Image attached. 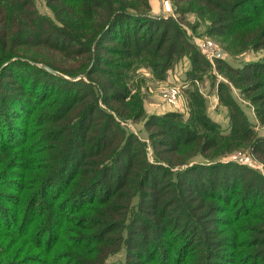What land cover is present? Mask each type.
<instances>
[{
	"label": "rangeland",
	"instance_id": "1",
	"mask_svg": "<svg viewBox=\"0 0 264 264\" xmlns=\"http://www.w3.org/2000/svg\"><path fill=\"white\" fill-rule=\"evenodd\" d=\"M62 1L35 2L37 10L51 17L53 24L60 28V46L52 47L50 44L30 46L24 51L19 49L17 57L13 58L19 61H10L0 68V138L9 136L13 139L10 141L24 142L26 130L30 134L42 112L39 107L43 96L59 93L62 97L68 93L70 98H76L87 94V104H92L97 98L98 105L106 110L105 113L98 109L86 122L87 129L90 126L89 136L97 140L107 131L105 124L109 114L118 122L109 126L112 129L110 137H116L121 143L124 136H134L133 144L125 147L119 165L110 171L108 177H104L102 185L112 184L115 187L130 163L134 164L131 169L133 172L136 170L135 174L147 176V164L152 163L171 171L158 174L157 167L156 173L151 175V185L143 191V203L153 205L158 200L171 203L180 199V190L171 185L169 177L174 176L176 171L184 170L188 171L182 178L192 183L194 190L211 192L210 195L218 198H228L237 192L233 202L242 205H245L242 201L245 198L250 204L253 201L264 203V147L260 142L264 141V124L257 114L258 109H264V99L252 100V97L264 95V63L260 62H264V0H119L118 10L139 9L144 16L140 19H147L145 16L150 14L158 22L160 28L154 36L153 49L164 33L167 34V42L158 58L164 63L171 55L170 63L163 68L164 73L154 68L155 59L147 52L151 34L138 31L143 24L136 21L119 23L117 41H104L97 48L98 37L93 41L94 32L90 24L95 21V13L101 7L93 6L94 11H90L86 4L72 5ZM107 1L98 0V3L106 7ZM129 2L131 4L127 5ZM146 2L150 4L149 10L145 7ZM132 5L136 6L130 8ZM57 40L55 35L52 41L56 43ZM129 40L133 44L131 52L123 45ZM34 58L40 62L37 67L44 61L56 65L63 70L56 71L68 81L82 77L86 83L96 86L95 94L92 85L73 84L71 81L64 83L43 76L28 66L27 62L36 64ZM253 65L254 68H244ZM91 71H94L92 75L87 74ZM161 75L166 78L162 79ZM220 83L229 86L233 98L244 112L243 118L253 129L249 142H231L201 124L189 122L190 100L185 89L197 91L204 97V113L217 124L218 133L227 136L231 121L229 109L219 99ZM41 85L44 89L40 90ZM105 93L111 98L109 103L103 98ZM122 95L127 96L122 98ZM81 107V110L86 108L84 105ZM12 112H15L14 117H10ZM172 112L177 113L178 119L165 117V113ZM38 128L43 130L42 126ZM38 128L35 127V130ZM184 129L189 131V135L191 131H197L201 138L184 144L188 138L182 134ZM211 139L216 140V147L210 146ZM252 141L256 142L255 145ZM81 148L80 154L73 158L74 162L66 170L69 175L78 169L77 164L82 161ZM139 160L143 163L137 166ZM66 181L69 180L64 177L63 182ZM59 184H55L53 190ZM96 191V196L100 197L104 189L97 187ZM8 210H11L9 206L0 202V212ZM143 219L154 225L148 215L145 214ZM166 219L173 225L177 222L175 231L180 232L184 227L182 233L188 228L186 234H193L191 221L181 217L176 205H171ZM139 242L147 246L143 240ZM108 261L110 264H126V250L123 248L111 255Z\"/></svg>",
	"mask_w": 264,
	"mask_h": 264
},
{
	"label": "trees",
	"instance_id": "2",
	"mask_svg": "<svg viewBox=\"0 0 264 264\" xmlns=\"http://www.w3.org/2000/svg\"><path fill=\"white\" fill-rule=\"evenodd\" d=\"M67 1L72 5L86 4L90 11H94L93 6L101 7L95 13V21L90 24L94 32L93 41L98 37L95 47L108 40L116 42L119 23L136 21L143 24L139 32L151 34L147 52L155 59L154 68L163 70L170 63L171 55L164 63L158 59L167 42L166 33L156 48H152L160 25L150 14L145 16L147 19H140L144 16L139 9L118 10L119 0H108L106 7L98 0L62 2L66 4ZM35 2L0 0V68L10 61H19L18 58L13 59L17 57L19 49L24 51L30 46L50 44L52 47L60 46V28L53 24L51 17L37 10ZM145 7L149 10L150 4L146 2ZM55 35L58 37L56 43L52 41ZM123 43L131 52L132 42ZM34 60L36 64L27 62L28 66L43 76L64 83L71 81L73 84L92 85L82 77L68 81L40 65L37 67L40 62L36 58ZM44 62L55 70H61L49 61ZM244 68L251 69L254 65ZM93 72L87 74L92 75ZM161 78L165 79L166 76L161 75ZM38 83L33 91L35 93ZM92 86L91 91L95 94L96 86ZM41 89L44 86L41 85ZM185 93L190 100L191 124H201L231 142H249L252 139L253 129L243 118L244 112L227 84L220 83L218 89L220 102L229 109L231 121L225 137L218 133L217 124L204 113V97L191 89H185ZM106 94L103 98L109 103L111 98ZM51 95L43 96L39 107L42 112L30 134L26 130L24 142L10 141L13 139L9 136L0 138V202L11 209L0 212V264H110L109 257L123 248L126 250V264H264V203L253 201L250 204L245 198L242 200L245 205H242L233 202L237 192L228 198H218L210 195L211 192L194 190L193 184L182 178L188 170L174 172L175 178L168 174L171 185L180 190V199L171 203L158 200L157 205L143 203V191L151 185V175L156 173L157 167L158 174L171 171L152 163L147 164V176L135 174L136 170L133 172L131 169L134 164L130 163L115 187L112 184L102 185L104 177H108L110 171L119 165L125 147L133 144L134 136L123 135L121 143L116 137H110L112 129L109 126L118 122L109 114L105 124L107 131L94 140L89 136L90 126L87 129L86 122L98 109L106 111L98 105V99L89 105L86 102L87 94L76 98H70L68 93L62 97L59 93ZM126 96L122 95V98ZM263 99L264 95L252 97L253 102ZM83 105L86 108L81 110ZM14 113L10 117H14ZM257 114L264 124V109H258ZM165 117L178 119L176 112L165 113ZM37 126H42L43 130ZM35 127L39 130H35ZM188 133V130H182L183 136L188 137L184 144L197 142L201 138L197 131H191L190 135ZM260 142L264 147V141ZM255 143L252 141V145ZM209 144L216 147L217 142L211 139ZM80 146L83 150L82 163L79 162L78 169L69 175L66 170L74 162L73 158L80 154ZM142 163L139 160L137 166ZM64 177L69 181L63 182ZM55 184L60 186L53 190ZM97 187L104 189L100 197L96 196ZM171 205H176L182 218L191 221L193 234H186L188 228L182 233L184 227L180 232L175 231L177 222L174 225L171 223V226L170 220L167 221L166 212ZM145 214L154 225L144 221ZM174 232L178 233L174 235ZM140 239L147 246L140 244ZM177 244L179 246L176 248Z\"/></svg>",
	"mask_w": 264,
	"mask_h": 264
},
{
	"label": "water",
	"instance_id": "3",
	"mask_svg": "<svg viewBox=\"0 0 264 264\" xmlns=\"http://www.w3.org/2000/svg\"><path fill=\"white\" fill-rule=\"evenodd\" d=\"M40 66L45 68V69H47V70H49L52 73L58 74L60 76L62 75L61 73H59L58 71H56L55 69L51 68L50 66H48L46 64H41Z\"/></svg>",
	"mask_w": 264,
	"mask_h": 264
}]
</instances>
